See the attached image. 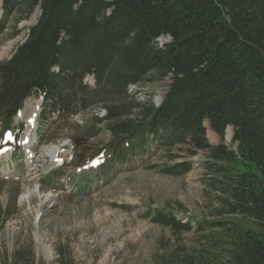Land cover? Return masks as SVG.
<instances>
[{
    "label": "trees",
    "instance_id": "16d2710c",
    "mask_svg": "<svg viewBox=\"0 0 264 264\" xmlns=\"http://www.w3.org/2000/svg\"><path fill=\"white\" fill-rule=\"evenodd\" d=\"M37 8L40 17L24 42L0 61V143L6 131L22 135L15 118L27 99L39 97L38 126L45 123L46 131L80 112L105 109L104 118L95 117L96 125L107 122L104 147L88 153L80 138L68 137L84 155L126 160L154 147L173 160L180 156L173 148L186 146L191 155L203 150L213 162L224 210L258 228L234 219L198 222L217 232L203 254L215 251L189 263L264 264V0H3L0 32L9 17H28ZM18 21L10 25L12 35ZM162 35L171 40L160 46ZM150 75L171 78L161 104L131 105L129 86ZM206 123L221 138L232 128L231 144L211 145ZM190 169L184 161L166 163L162 171ZM164 213L157 211L155 222L177 231L193 228Z\"/></svg>",
    "mask_w": 264,
    "mask_h": 264
},
{
    "label": "rangeland",
    "instance_id": "374dc122",
    "mask_svg": "<svg viewBox=\"0 0 264 264\" xmlns=\"http://www.w3.org/2000/svg\"><path fill=\"white\" fill-rule=\"evenodd\" d=\"M2 5L0 0V18ZM18 17V34L12 35L9 28ZM20 17H9L8 29L0 32V61L9 59L24 42L29 28L40 17V9ZM170 40V36L165 37L159 45ZM89 81L93 82L92 77ZM170 83V77L157 79L150 75L129 86V103L152 101L157 106ZM41 105L39 97L25 102L15 119V125H22L21 143L0 155V264H29V253H33L35 264H190L189 260L204 261L215 251L203 254L209 247L206 240L217 232L198 222L234 219L242 227L257 231L258 225L252 219L224 210V196L217 189L207 152L200 150L191 155L186 146H180L173 148L180 156L170 160L166 149L153 147L149 151L138 149L126 160L110 159V155L95 160L98 155L75 150L68 137L80 138L88 153L104 147L110 138L107 122L96 125L95 117L104 118L105 109L94 107L80 112L46 131L45 123L38 126ZM30 117H34V124ZM206 125L211 145L231 144L233 134L227 138L225 133L221 138ZM14 150L23 152L15 155ZM184 161L191 162L190 171L180 175L163 173L166 163ZM54 172L62 176L50 184ZM32 196L53 200L44 209H40L38 200L22 209L24 200ZM157 211L190 223L193 228L177 231L158 224L153 219ZM40 231L44 242L51 246L52 258L41 250ZM21 254L26 259L17 261Z\"/></svg>",
    "mask_w": 264,
    "mask_h": 264
},
{
    "label": "bare ground",
    "instance_id": "6f19581e",
    "mask_svg": "<svg viewBox=\"0 0 264 264\" xmlns=\"http://www.w3.org/2000/svg\"><path fill=\"white\" fill-rule=\"evenodd\" d=\"M5 52V50L3 51ZM35 117V116H34ZM34 117H30L29 120L31 119V124H34L35 123V119ZM33 128V127H32ZM32 131V130H31ZM31 131L29 133H31ZM29 137V136H28ZM232 137V131L231 129H228L227 131V138H230ZM31 138V137H30ZM29 142V141H28ZM38 197V196H37ZM35 197V196H32V197H29L28 199H25L24 202H23V206H22V209H28V206L29 205H32L33 202H36V200H38V198ZM53 199H50V198H46L44 200H38V203H39V207L40 209H44V207H46ZM30 209V208H29ZM42 231V230H41ZM40 231V234L39 235V244H40V247H41V250L42 252L45 254V255H48L52 258L53 256V252L51 251V246L47 243L44 242V239H43V234L41 233ZM39 233V232H38ZM118 254V252L116 253ZM109 256V255H108ZM107 258V257H106Z\"/></svg>",
    "mask_w": 264,
    "mask_h": 264
},
{
    "label": "snow or ice",
    "instance_id": "6c2138e0",
    "mask_svg": "<svg viewBox=\"0 0 264 264\" xmlns=\"http://www.w3.org/2000/svg\"><path fill=\"white\" fill-rule=\"evenodd\" d=\"M9 138H11V134H9Z\"/></svg>",
    "mask_w": 264,
    "mask_h": 264
}]
</instances>
